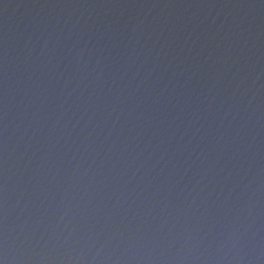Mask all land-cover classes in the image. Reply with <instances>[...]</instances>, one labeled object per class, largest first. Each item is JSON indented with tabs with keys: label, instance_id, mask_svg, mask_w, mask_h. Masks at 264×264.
I'll return each mask as SVG.
<instances>
[{
	"label": "water",
	"instance_id": "1",
	"mask_svg": "<svg viewBox=\"0 0 264 264\" xmlns=\"http://www.w3.org/2000/svg\"><path fill=\"white\" fill-rule=\"evenodd\" d=\"M0 264H264V0H0Z\"/></svg>",
	"mask_w": 264,
	"mask_h": 264
}]
</instances>
